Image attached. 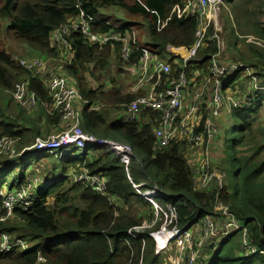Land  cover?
<instances>
[{
  "label": "trees",
  "instance_id": "trees-1",
  "mask_svg": "<svg viewBox=\"0 0 264 264\" xmlns=\"http://www.w3.org/2000/svg\"><path fill=\"white\" fill-rule=\"evenodd\" d=\"M182 1L0 0V25L2 29L13 32L15 39L43 53L46 57L43 59L62 54V51L52 46L51 35L53 31L79 16L81 10L78 6L102 20L93 26L95 33L124 34L127 28L142 29L147 38H143L144 42H138L139 46L133 48L130 63L121 60L122 43L110 41L107 44H92L80 32H72L70 36L72 59L65 68L66 74L78 81L80 93L89 106L88 109L81 111L83 130L98 138L130 144L133 148L129 164L131 177L136 183L144 181L157 186L160 189L159 193L163 191L170 193L164 206L169 203L176 206L180 227L192 228L200 224L207 215L215 213L217 215L215 210L217 203L226 205L244 224L247 228L248 242L258 250L256 255H245L242 248L243 232L233 229L226 237L213 240L212 245L208 247L211 256L204 263V255L200 259L202 264H264V159H256V154L264 147L260 142L264 137V127L256 120L264 118V111L260 107L247 109L231 104L229 107L224 105L227 116L231 113L237 122L228 142H225L226 146L234 149L232 157L234 163L232 159L230 163L226 162L222 151L220 164L223 166L218 169L224 175L221 189L215 182L205 189L198 188L195 170L187 157L186 142L172 140L167 146H158L154 131L161 119L160 111L148 108L140 112L139 120L109 122L107 113L102 108L93 109L100 107L99 103H112L124 110L125 105L137 97L134 92L124 96H119L117 92H106L107 87L99 83L102 76L109 74L113 61L119 62L118 66L132 68L139 63L140 46L148 47L159 55H163L168 46L188 49L193 47L195 34L200 28L197 18L172 16L163 29L158 28V20L165 21L169 18L173 7ZM247 3L248 0H232V9L240 27L244 22ZM263 5L262 3V7ZM262 7H259V13ZM108 9L121 11L125 20H115L116 18L112 16L115 21H111L109 18L112 17L106 15ZM257 15L255 13L251 17V22L254 23L252 29L257 36L264 38V27L258 21ZM146 20L149 21L148 28L145 27ZM106 21L115 26L107 24ZM213 34L214 28L211 26L205 44L198 49L190 62L188 73L190 78L197 71L209 75L211 56L219 51L217 39L210 38ZM238 34L236 31L239 38ZM232 47L235 48V45L232 44ZM229 59L242 61L252 67L259 78L260 86L264 87V49L250 44L241 52L239 58ZM171 64L172 71L168 78L173 80L179 76L181 68L173 62ZM246 80L241 79V73L235 74L230 77V81L225 82L223 90L233 83L235 84L233 90L237 88L238 91L236 97H240L239 95L246 91L244 86ZM24 81L28 83L29 89L35 92L39 106L41 104L46 107L45 126L48 131L50 132L49 128L52 125L61 129L51 134H57L64 129L62 115L57 110L52 111V99L41 78L21 66L12 53L1 50L0 138L11 136L19 139V151L32 145L36 138L51 135L41 133L42 126L35 125L33 119L30 124L23 125L20 120L13 121L12 116L7 114L8 110L15 107L11 106L12 102H5L3 93L15 90V86ZM238 84H241V89L238 88ZM255 96L261 99L264 92L259 90ZM206 117L207 114L204 115L203 122ZM254 124L258 125L257 128ZM119 128L123 130L128 142L113 136ZM233 137L234 142H231ZM17 144L18 142L15 147ZM29 154H34L35 159L45 158L46 155L49 158L59 155L60 157L53 159L43 173L57 172L58 166H62V172L59 171L60 175L53 183L48 181L49 174L44 177L41 189L36 191V197L29 210L15 208L10 217L0 220V241L1 234L6 233L12 237L25 239L29 246L26 250L16 247L7 252L0 251V264H38L39 255L46 259L44 264H162L156 254L158 245L150 234L152 229L137 233L135 236L129 233L131 228L149 221L154 216L153 206L135 191L127 176L125 164L114 150L107 145H89L85 150L75 148L63 155L57 151L36 153L30 150L24 156L18 157L25 159ZM0 157L1 191L7 182L8 171L14 165H18L19 158ZM235 165L237 171L234 175ZM21 166L20 177L15 178L9 190L18 188L25 182V170L28 166H25L24 162ZM85 168L106 181V195L94 191L83 183L73 181L72 174ZM155 177L161 178L165 186L154 182ZM16 184L17 186L13 187ZM158 198L159 195L157 200ZM5 215L3 199L0 196V218ZM206 248L204 252H207Z\"/></svg>",
  "mask_w": 264,
  "mask_h": 264
},
{
  "label": "built area",
  "instance_id": "built-area-1",
  "mask_svg": "<svg viewBox=\"0 0 264 264\" xmlns=\"http://www.w3.org/2000/svg\"><path fill=\"white\" fill-rule=\"evenodd\" d=\"M225 0H183L176 4L169 18L165 21L158 20V28L163 29L172 16L177 18L195 17L199 20L200 28L195 34V43L191 48L168 46L167 51L171 58L151 51L148 47H141V56L138 65L133 66L138 73L134 93L137 97L126 106L127 117L130 120H139L140 112L144 109L152 108L161 112L159 125L155 128V137L159 147L167 146L172 140L186 142L188 148L204 147L208 142L218 137V128L215 123L224 110V105H234L247 109L260 107L264 111V97L257 99V91L264 92V87L259 85V78L252 67L242 61H223L221 53L218 51L210 59L209 75L203 76L205 84L199 86L196 91L188 90L191 78L188 76L190 62L194 59L197 51L202 47L208 38V30L211 16L221 11V6ZM79 16L70 20L68 24L56 29L51 35V44L62 51L61 57L68 59L71 63V41L70 36L73 31L80 32L92 44H107L110 41L122 43L121 60L130 63L133 48L139 46L135 37V29L127 28L124 34L115 32L95 33L93 26L102 21L97 16L85 12L80 6ZM107 24L115 26L111 22ZM120 28V26H116ZM257 36V35H256ZM217 33L210 38L216 39ZM259 37V36H257ZM248 42L261 46L263 39L252 36H244ZM261 38V37H259ZM43 59V58H42ZM40 58L22 59L20 62L27 71L34 73L41 78L42 82L49 90L53 106L52 111H58L63 118V130L57 134L47 137H38L30 146L24 147L19 152L16 151L17 140L11 136L0 138V152L10 158L17 155L24 156L28 151L34 150L36 153L60 154L72 149L85 150L89 145H107L114 150L126 166L127 176L138 195L153 205L154 216L147 222L134 226L129 233L135 236L137 233L152 229L150 232L158 245L156 254L163 257L162 264H202L200 259L209 241L218 240L226 237L231 231L242 230V248L246 256H253L258 250L248 242L247 228L223 203H217L215 210L220 212L218 215H207L200 224L191 227H180L178 225V211L176 206L169 203L166 207L158 202L157 197L160 189L157 186L149 185L147 182L136 183L131 177L129 164L133 156V148L130 144L119 141L98 138L87 133L81 125L82 107H75L77 99H83L78 84L64 75H47V64ZM171 62L181 68L180 74L176 79L171 80L168 75L172 71ZM201 71H197L196 74ZM241 73V79L246 78V91L240 97H232L233 86L228 85L223 90L225 82L230 81V77ZM213 86L208 94L206 88L209 83ZM21 84V85H20ZM16 98L22 106L27 109H35L39 105V100L34 91L30 90L27 82H21ZM191 88V87H190ZM229 104H224V95ZM188 100L191 103L188 104ZM203 100V102L201 101ZM203 103V104H202ZM98 107H93L97 109ZM207 114L203 122L204 115ZM210 160L206 157L205 161L197 166L195 170L196 184L198 188L205 189L210 186L214 179L218 187L222 188L224 175L217 170V173L210 172L208 165ZM73 181L83 183L94 191L106 195L107 183L99 175L92 174L87 168L72 174ZM213 180V181H214ZM42 181L39 177L28 178L20 187L6 192L1 191L3 208L6 215L0 220H5L11 216L15 208H22L27 211L32 207L36 191L41 189ZM160 215L162 217L160 218ZM164 219L163 223L160 220ZM16 247L28 249V243L20 237H12L6 233L1 234L0 251L7 252ZM263 253V251H260ZM46 263V259L39 255L38 264ZM142 264V263H140Z\"/></svg>",
  "mask_w": 264,
  "mask_h": 264
},
{
  "label": "rangeland",
  "instance_id": "rangeland-1",
  "mask_svg": "<svg viewBox=\"0 0 264 264\" xmlns=\"http://www.w3.org/2000/svg\"><path fill=\"white\" fill-rule=\"evenodd\" d=\"M262 3L264 4V0H262L261 2L259 0H248V3L246 5L245 8V14L243 16V20L244 22L242 23V27L239 26L237 17L235 16V12H233L232 9V0H225V4H223L221 6V11L216 14V15H212V21L210 22V27L213 26L214 28V33L218 34L217 42H218V48L219 51L221 53V58L223 59V61H231L229 58L232 57V59H235L236 57L239 58V55L241 54V52H244L247 47L250 44H253L257 47H260L262 49H264V42H262L261 46H258L254 43H250L248 42V39H245L243 36H252V37H256L258 39H263L257 37L256 32L253 31L252 27L254 25V23L251 22V17L253 14L257 13V17H258V21L263 19V15L261 13H259V7H262ZM264 6V5H263ZM264 11V8H263ZM121 11L117 10V9H108L106 11V15L109 16H113L114 18L120 19V20H125L122 16V14L120 13ZM262 12V11H261ZM115 15V16H114ZM111 19V21H115L114 19ZM261 22V21H259ZM120 24V22H118ZM236 24V27L235 25ZM145 27L148 28L149 27V21L146 20L145 21ZM209 27V29H210ZM136 28V27H135ZM236 29L238 31V36L236 35ZM135 37L136 40L138 42H144L143 38H147L146 37V33L142 30V29H135ZM232 44L235 45V48L232 47ZM174 47V46H173ZM1 50H6L10 53H12V56L17 60V61H21L22 59H31V58H46L44 57L43 53L38 52L36 50H34L32 47H30V45H28L25 42H21L17 39H15L13 32H9L7 30H4L1 28L0 25V51ZM223 54V56H222ZM55 56V55H54ZM163 58L169 59L171 58V54L165 50V52L163 53ZM46 64H47V75H64L67 78H70L71 80L74 81V83L78 84V81L73 78L70 77L69 75L66 74V68L65 66L68 64V59L61 57V56H55V57H50L48 59H42ZM119 65V62L113 61L110 67V71L109 74H105V76L101 77V80L99 81V83H103L104 86L103 87H107L106 92H117L119 94V96H124L127 93H131L134 92V88L136 85V82L138 80V73L135 72L133 69H131L130 67L127 66H123V65ZM112 81H111V80ZM191 82V85L189 86L188 90H191V92H194L197 90V88L199 86H203L205 84V82H203V76L200 75V73L195 74L191 77V79L189 80ZM21 85V84H20ZM20 85H16L15 86V90H9V91H5L3 93V98L5 99V102H12L11 106L15 107L12 108L11 110L7 111V114L12 116V120H20L21 124L25 125V124H30V122H32L33 118L36 116L38 118V120L36 121V125H39V121L41 119H43L44 114L47 115V111H46V107L40 104V106L38 105L37 108L35 109H27L24 106L21 105V103L19 102V100L16 98V94L19 92L20 89ZM233 87H235V84H230ZM213 86V83H209L207 85L206 88V94L209 95L208 92H210L211 87ZM191 87V88H190ZM238 88L241 89L242 86L241 84H238ZM232 97H233V93L234 96H236V94L238 93L237 88L236 90H232ZM226 93H223L222 95H224V104H229L228 100L226 99L225 96ZM239 96H242V94H240ZM115 96H112V98H114ZM203 102V100H201ZM18 105H16V104ZM87 102H84L83 99H77L74 102L75 107H82L84 110L88 109V104H86ZM191 103V101H188V104ZM100 104V107H103L102 110H105L106 112H108V121L109 122H114V121H118V122H122L124 120L123 117H121V114L124 113L123 110H119V108L116 105H113L112 103H106V104ZM203 104V103H202ZM53 106V102L52 105ZM34 111V112H33ZM115 111L117 112L116 114ZM43 114H42V113ZM229 112V110H228ZM228 114L224 112H222V116L221 119H219V123L217 122V120L215 119V123L216 126L218 128V137L213 140L214 142L217 143L216 145V150L217 153H219V157H217V161L214 162L213 160H210V163L208 165L209 171L210 172H215L217 173V170L221 168V166H223V164L221 162V148L224 154V158L225 161L230 163L232 157H234V149L233 147H228L226 146L225 142H228L229 136L231 135V131H233L232 129L235 127V123L237 121H235L231 115V113L229 114V116H227ZM0 118H2L0 116ZM116 118V119H115ZM118 118H122V119H118ZM258 121L259 124H262L264 127V118L263 119H256ZM20 124V125H21ZM19 125V127H20ZM229 126V129L227 130V127ZM255 128H257L258 125L254 124ZM43 134H49V132H46L45 130L42 132ZM52 135V134H51ZM116 139L122 140V141H126L128 142L127 138L124 135V132L121 128H119V130L117 132H114L113 135ZM223 139V141H222ZM231 142H234V137L231 138ZM18 144L16 146V151H19V139L17 140ZM224 142V143H222ZM262 142V146L264 145V137L261 139ZM213 143V142H211ZM223 146V147H222ZM233 146L235 147V144L233 143ZM208 146H204V147H194V148H188L187 149V157L188 160L190 162V165L192 166L193 170L197 169V166L202 164L206 157H208ZM215 154V153H214ZM45 155V154H44ZM0 156H7L6 154H1L0 152ZM19 155L12 157L11 159H16L19 158ZM47 156V155H46ZM45 157V156H44ZM60 156L57 155L54 158H49V159H45L43 157L37 158L34 156V154H29V156H27L25 159H21L19 158L18 161V165H14L7 173V184H5L6 188H10L11 184H14V180L15 178H19L20 177V168L22 167L21 164L24 162L25 166H28L27 169L25 170V175H26V179L28 178H32V177H39L40 180L43 182V180H45V175L49 173V171H46V174L43 173L44 169H46L50 163L52 162L53 159L55 158H59ZM1 158V157H0ZM256 159L257 160H262L264 159V147L258 151V153L256 154ZM35 161V162H34ZM232 162L234 163V159H232ZM30 164V165H29ZM218 164V165H217ZM216 165V166H215ZM21 166V167H20ZM236 166V165H235ZM62 166H60V172H62ZM220 167V168H219ZM71 170V169H70ZM237 171V166L234 169V175L235 172ZM220 172V171H219ZM41 176H38V175ZM234 177V176H233ZM195 180L197 181V183L199 184L200 181H198L196 178ZM214 180V179H213ZM211 181V183H214V181ZM154 182L160 184L161 186H165V183L163 182V180L161 178L155 177ZM17 186L16 185H13ZM5 189V188H4ZM6 192L7 189L5 190H1ZM0 191V193H1ZM9 191V190H8ZM169 192L167 191H163L161 193H159V202L161 203L162 207H166L164 206V202L165 200L168 198L169 196ZM152 205V204H151ZM153 206V205H152ZM218 218L220 217V212L216 211ZM219 212V213H218ZM162 217V215H160V218ZM164 219L160 220V223H163ZM195 227V226H194ZM192 227V228H194ZM1 243V241H0ZM213 243L212 241H209L208 245H207V252H204L202 256L206 255V253H210V248H208L209 246H211ZM161 262L164 261L163 257H160ZM202 262V260H201Z\"/></svg>",
  "mask_w": 264,
  "mask_h": 264
},
{
  "label": "crops",
  "instance_id": "crops-1",
  "mask_svg": "<svg viewBox=\"0 0 264 264\" xmlns=\"http://www.w3.org/2000/svg\"><path fill=\"white\" fill-rule=\"evenodd\" d=\"M263 8H264V6L261 8V11L262 12H260L262 15H263V19L262 20H259V21H261V24H262V26L264 27V11H263ZM235 25V27H236V24H234ZM236 31H237V29H236ZM237 33H238V31H237ZM163 56V55H162ZM202 76H204V77H208V76H206L205 74H202ZM259 85H260V81H259ZM245 87H247V82H245V85H244ZM83 97V96H82ZM85 100V99H84ZM86 101V100H85ZM188 101H190V100H188ZM99 103V102H98ZM98 106H100V104L98 105ZM228 107L230 106V105H227ZM100 108H103V107H98L97 109H100ZM83 109V108H82ZM96 109V110H97ZM119 110H121V109H119ZM82 111V110H81ZM104 112H106L105 110H103ZM124 111V113H122L121 114V117H123V119L122 118H118V119H122V120H124L125 121V119H128V117H127V112H126V109H124L123 110ZM34 112V111H33ZM42 113V112H41ZM107 113V116H108V112H106ZM117 112L115 111V113L114 114H116ZM43 114V113H42ZM117 115V114H116ZM221 116H222V113L218 116V117H216V120H217V122H218V124H220L219 123V119H221ZM260 117H261V115H260ZM116 119V118H115ZM33 120L35 121V120H38V118L35 116L34 118H33ZM46 122H47V116H46V114H44V116H43V119H41L40 121H39V125H41L42 126V131H41V133L45 130L46 132H49L48 131V128L45 126L46 125ZM123 122V121H122ZM35 125H36V121H35ZM39 125H37V126H39ZM64 126V122L62 121V127ZM50 132H49V134H51V133H55V132H57V131H59L61 128H59L58 126H55V125H52V126H50ZM53 135V134H52ZM34 136H35V134H34ZM217 140V139H216ZM215 140V141H216ZM211 142H213V143H211ZM211 142H208L207 143V146H208V151H207V153H208V158H209V160H213L214 162H216L217 161V157H219V153H217V150H216V145H217V143L216 142H214V141H211ZM206 146V147H207ZM57 152H60V151H57ZM65 153V152H64ZM63 153V154H64ZM215 153V154H214ZM63 154H60V155H63ZM223 156V154H222V149H221V156H220V158ZM45 159H49V157H48V155H47V157H45ZM57 172H51V171H49V178H48V181H50L51 183H53V181L54 180H56L58 177H59V175H60V173H59V170H60V166H58L57 168ZM51 172V173H50ZM48 174H46L45 175V177L48 175ZM5 184H7V182H5L4 183V186L2 187V189L3 190H5V189H7V190H9L8 188H6L5 187ZM5 188V189H4ZM210 253H206V255H205V257L203 258V261H204V263L205 262H207L208 260H209V258H210Z\"/></svg>",
  "mask_w": 264,
  "mask_h": 264
}]
</instances>
